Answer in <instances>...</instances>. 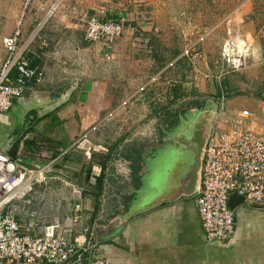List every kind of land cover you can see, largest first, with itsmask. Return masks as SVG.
<instances>
[{
  "label": "crops",
  "instance_id": "crops-1",
  "mask_svg": "<svg viewBox=\"0 0 264 264\" xmlns=\"http://www.w3.org/2000/svg\"><path fill=\"white\" fill-rule=\"evenodd\" d=\"M161 2L154 0L155 7L160 9ZM127 12V8L107 4V0H65L62 8L52 17L45 19L41 15L39 20L34 19L40 17L39 13L34 12L24 22V32L32 25L33 19L37 21L36 26L41 27L35 42L28 47V57L37 74L25 87L24 102H16L11 111L0 114V124L4 127L21 124L18 127L21 128L23 124H29L32 114H40L25 131V142H16L9 154H17L30 168L43 167L48 162H52V165L47 172L46 182L34 185L30 201L20 203L16 208L22 231L40 236L43 225L58 221L65 238L95 243L97 256L110 264H264V207L244 204L235 208L233 237L227 242L212 244L205 240L196 196L163 203L123 220L131 200L124 206V211L111 210L108 215L109 177L122 182L123 175H128L127 183L134 199V190L140 186V178L145 174L146 155L142 150L126 147L127 152H122L123 142L129 141L134 132L140 133L142 126L138 124L131 128L133 131L127 137H120L122 141L109 160H106V155L118 139L112 141L98 137L97 130L104 129L105 124L98 126L100 128L97 130L92 127L97 125L94 123L101 114L109 111L108 100L113 95L114 86V73L111 70L135 56L128 57L126 54L131 44L124 36L111 45L88 42L84 34V21L91 16L118 20L123 24L125 33L130 31L125 29V25L134 19L131 17L133 14ZM33 28L29 30L30 38L34 37L35 26ZM243 31L247 36L255 32L252 17L246 18ZM251 42L252 58L260 60L262 47L255 41ZM0 57H7L3 45L0 47ZM261 59L260 65L264 66V55ZM141 65L134 70L133 78H145V69L141 71L145 63L142 61ZM143 85L138 89V86L130 87L136 93L134 96H141L139 89ZM261 96L264 97V92L250 96L253 109L227 108L226 112H249L252 124L264 129V100ZM133 104L131 109L139 114L145 102ZM127 129L129 132V127ZM4 131L8 132L7 129ZM9 134L11 131L5 136ZM42 140L46 141L44 145ZM15 148L17 151L14 152ZM135 149L140 150L142 155L137 185H133L130 159L125 157L126 153ZM54 150H61L67 155L59 154L48 160ZM121 157L128 162L127 173L124 174L123 169L111 174L112 161ZM104 163L103 190L99 207L95 210L96 178ZM120 188L121 185L117 191ZM89 257V253L85 254L82 260L71 264H88ZM10 264L21 263L13 261Z\"/></svg>",
  "mask_w": 264,
  "mask_h": 264
},
{
  "label": "rangeland",
  "instance_id": "rangeland-1",
  "mask_svg": "<svg viewBox=\"0 0 264 264\" xmlns=\"http://www.w3.org/2000/svg\"><path fill=\"white\" fill-rule=\"evenodd\" d=\"M64 1L0 0V47L3 38L13 34L19 23L22 38V40L20 38L21 44L19 45H28L29 47L30 43L35 42L41 29L36 26L37 21L34 19L39 20L41 15H44L45 19L52 17L62 8ZM107 4H119L121 8H127V13L133 14L131 17L134 19L129 21L130 24L125 25V29L130 31L123 33L118 39L124 36L129 40L131 49H128L126 54L128 57L134 55L135 58H127L125 62H120V65H115L111 70L114 73V86L113 95L108 100L109 111L101 114L99 120L97 119L94 123L97 125L92 128L97 130L105 124V130L102 128L97 130L98 137L102 136L114 141L124 135L127 137L133 128L141 124L140 133L134 132L135 135H130L129 141L123 142L122 152L124 154L127 152L126 149L132 147L139 148L144 152L147 171L144 183L146 184L150 177L148 174L152 169L151 158L161 154L164 138L175 129V127L163 126L160 117L156 114V111L168 102L169 92L175 85L180 86L184 91L196 92L172 105V110L180 109L176 126L199 115L198 112H202L205 105H208L210 109H215L217 124H224L238 113L226 112L227 108H254L249 99L250 96L264 92V66L260 65L264 55V0H162L160 9L155 7L154 0H107ZM187 7L188 11H186ZM34 12L39 13L40 17H34L33 26L31 25L32 27L30 26L24 32V22L28 15L30 13L32 15ZM247 17H252L255 21V32L252 36H247L243 31ZM34 26L35 38H30L29 33ZM234 34L240 35L250 43L255 41L262 47L260 60L255 61L252 55L247 65L237 71L230 69L222 54L226 40L229 35ZM201 36L204 37L203 41L198 42L191 53L182 56L183 50L190 44L196 43ZM174 60V66L165 69L167 63ZM142 61L145 65L141 71L145 69V78L143 80L142 78H133L134 70L142 66ZM154 75L158 76L157 80L148 84ZM140 80H142L140 85L148 84L142 93L143 97L142 94L140 97L134 96L135 91L130 90L131 86H138L136 88L138 89ZM261 99L264 100V97L261 96ZM142 101L145 102V105L142 106L139 114L133 112L132 104H141ZM196 101L204 102V105H191ZM37 114H32L30 118H34L33 116ZM15 125L4 127L3 124H0V139H5V143L12 140L26 124H23L24 126L21 128H18L21 124ZM4 129H7L8 132L11 131V134L6 137L5 134L8 132H5ZM44 140H42V145L46 142ZM16 142L19 144L25 142L23 136ZM16 142L7 147L9 152L12 151ZM60 152L61 150L57 152L54 150L48 160L59 154L67 155V153ZM71 152L68 154L70 155ZM117 159L110 165L111 174L123 169V173L126 174L128 162L123 157ZM109 178L110 209L107 210L108 215L111 210L113 212L124 211L126 203L132 200L130 184L127 183L128 175H123L122 182H119L117 178ZM119 185L121 188L117 191ZM71 263L72 261L67 264Z\"/></svg>",
  "mask_w": 264,
  "mask_h": 264
},
{
  "label": "built area",
  "instance_id": "built-area-1",
  "mask_svg": "<svg viewBox=\"0 0 264 264\" xmlns=\"http://www.w3.org/2000/svg\"><path fill=\"white\" fill-rule=\"evenodd\" d=\"M123 33V24L117 20L91 16L85 22V38L90 42L111 45ZM20 38L19 23L14 33L2 40L7 57H0V114L11 111L16 102H24L25 87L37 74L31 67L28 45L19 46ZM203 39L201 36L187 46L182 56L191 53ZM222 54L230 69L237 71L247 65L253 54L252 44L240 35H229ZM174 63L169 62L165 69ZM157 78L154 75L148 84ZM145 84L139 89L142 93ZM251 118L244 111L224 124L215 121L206 145L196 207L209 244L227 242L235 233L234 210L229 207L233 193L246 202L264 205V129L255 127ZM51 165L30 168L21 157L0 151V264H67L82 260L88 253V264H110L97 256L95 243L65 238L58 221L43 225L40 236L22 231L16 208L30 201L34 185L46 182Z\"/></svg>",
  "mask_w": 264,
  "mask_h": 264
},
{
  "label": "water",
  "instance_id": "water-1",
  "mask_svg": "<svg viewBox=\"0 0 264 264\" xmlns=\"http://www.w3.org/2000/svg\"><path fill=\"white\" fill-rule=\"evenodd\" d=\"M198 113L200 114L191 120L179 123L164 138L161 154L151 158L152 169L148 174L150 177L145 184L144 177L147 172L145 169V174L140 178V186L134 190V199L130 203L128 212L122 218L123 220H128L137 213L150 210L163 203L196 196L200 191L204 152L214 127L216 111L205 105L203 111ZM33 117L34 119H31L29 124L24 126L12 140L5 143V140L0 139L1 152L9 154L7 147L22 137L39 115ZM244 204L264 207L259 203L246 202L244 197L237 193L230 196L229 207L232 210Z\"/></svg>",
  "mask_w": 264,
  "mask_h": 264
},
{
  "label": "trees",
  "instance_id": "trees-1",
  "mask_svg": "<svg viewBox=\"0 0 264 264\" xmlns=\"http://www.w3.org/2000/svg\"><path fill=\"white\" fill-rule=\"evenodd\" d=\"M118 21V20H117ZM29 56V55H28ZM32 67V66H31ZM196 92L194 91H184L183 89L180 88V86L175 85L171 90H170V94L168 95L170 98H168V102L166 104H164L161 108H159V110L156 111V114H158V116L161 119V122L163 124V126H167V128H174L176 126V124L178 123V119H179V115H180V109L176 110H172V105L174 103H176L177 101H179L182 98L187 97L188 95H193ZM198 104L199 106H201L200 104L204 105V102H193V104ZM161 124V127H162ZM27 131V130H26ZM25 135V133H24ZM23 135V136H24ZM21 139V137L19 138ZM122 141V138L118 139L116 142H114L112 144V146L110 147V150L108 152V154L106 155V160H109V158L111 157L112 153H114L115 149L117 148V146L119 145V143ZM162 142V139L160 140ZM134 154V156H133ZM13 157H16L17 154H12ZM125 157L130 159V168H131V172H132V180H133V185H137L139 183V172L142 169V160H141V152L140 150H132L128 153L125 154ZM105 170H106V163H104L102 165L101 168V172L100 175L96 178V185L98 190L94 193V198H95V210L98 209L99 204H100V198L102 195V190H103V183H104V179H105Z\"/></svg>",
  "mask_w": 264,
  "mask_h": 264
}]
</instances>
